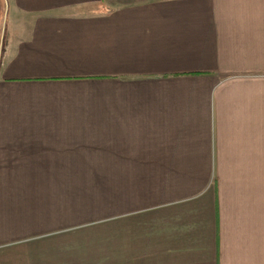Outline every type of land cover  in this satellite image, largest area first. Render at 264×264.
I'll return each instance as SVG.
<instances>
[{
  "label": "crops",
  "instance_id": "crops-1",
  "mask_svg": "<svg viewBox=\"0 0 264 264\" xmlns=\"http://www.w3.org/2000/svg\"><path fill=\"white\" fill-rule=\"evenodd\" d=\"M0 9V264H264V0Z\"/></svg>",
  "mask_w": 264,
  "mask_h": 264
},
{
  "label": "rangeland",
  "instance_id": "rangeland-1",
  "mask_svg": "<svg viewBox=\"0 0 264 264\" xmlns=\"http://www.w3.org/2000/svg\"><path fill=\"white\" fill-rule=\"evenodd\" d=\"M1 3V0H0ZM3 17V10L0 9V19ZM2 42L0 41V49H1Z\"/></svg>",
  "mask_w": 264,
  "mask_h": 264
}]
</instances>
